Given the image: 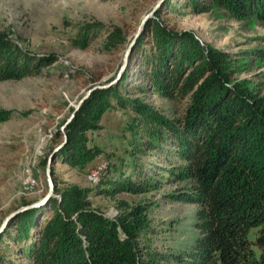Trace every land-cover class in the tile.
<instances>
[{
    "label": "rangeland",
    "instance_id": "obj_1",
    "mask_svg": "<svg viewBox=\"0 0 264 264\" xmlns=\"http://www.w3.org/2000/svg\"><path fill=\"white\" fill-rule=\"evenodd\" d=\"M152 21L173 33H190L203 47L227 54L232 84L252 96L264 95V24L253 17L236 21L217 8L195 14L187 0H0V38L31 56L53 57L50 65L30 76L0 81V229L9 215L47 196L49 168L58 188L51 198L60 201L62 193L73 194L110 221L126 219L128 232L137 234L142 248L162 256V264H178L172 256L189 251L200 237L195 228L198 206L174 200L191 187L182 178L186 163L171 141L155 134L164 131L147 130L128 102L139 100L144 109L170 121L180 120L189 103V98L159 97L143 77L150 36L142 49L137 46ZM94 24L103 26L83 45L80 34ZM117 28L125 43L106 51L107 33ZM112 88L127 102L123 105L110 95L108 106L97 104L81 115L75 138L82 153L89 151L92 157L72 168L57 154L67 143L66 128L75 109L94 91ZM97 170L100 175L94 180L90 173ZM113 183L135 184L141 193L110 195ZM15 238L10 229L3 239L8 257L29 264L26 256L33 239Z\"/></svg>",
    "mask_w": 264,
    "mask_h": 264
},
{
    "label": "trees",
    "instance_id": "obj_2",
    "mask_svg": "<svg viewBox=\"0 0 264 264\" xmlns=\"http://www.w3.org/2000/svg\"><path fill=\"white\" fill-rule=\"evenodd\" d=\"M187 3L195 14L217 8L236 21L253 17L264 24V0ZM102 26H87L79 41L84 45L88 35ZM148 26L137 46L142 49L150 36V52L143 56L148 88L170 101L189 98L184 116L177 121L144 109L139 100L128 101L147 130L162 129L155 134L171 141L186 163L182 178L191 187L174 200L198 206L195 228L200 237L189 251L172 259L178 264H264V95L252 96L232 84L230 57L222 51L203 47L192 34L173 33L159 22ZM124 43L117 28L107 33L104 49L112 51ZM52 62L53 57L31 56L0 38V81L22 79ZM125 78L126 73L121 81ZM110 95L118 96L114 88L94 91L67 126L68 140L57 157L65 158L72 168L92 157L89 151L82 153L75 138L81 115L97 104L108 106ZM117 99L123 105L127 102ZM122 192L139 194L141 189L130 183L111 184L110 195ZM61 198L14 216L0 233V264H17L3 245L10 229L16 242L33 239L26 256L29 264H162V256L142 248L137 234L128 232L126 219L110 221L73 194L62 193Z\"/></svg>",
    "mask_w": 264,
    "mask_h": 264
},
{
    "label": "water",
    "instance_id": "obj_3",
    "mask_svg": "<svg viewBox=\"0 0 264 264\" xmlns=\"http://www.w3.org/2000/svg\"><path fill=\"white\" fill-rule=\"evenodd\" d=\"M160 4H161V2L156 6V8L153 10V12H155V10L160 6ZM149 17H150V15H148V16L143 20V22H142V24H141V27L144 25V23L146 22L147 18H149ZM140 29H141V28H140ZM135 42H136V40L134 39V41L131 43V45H130V47H129V49H128L127 56H126V59H125V64H124V66H123V70L125 69V66H126L127 61H128V57H129V55H130V53H131L132 47H133V45L135 44ZM97 88H99V87H97ZM97 88H94V89H97ZM85 99H86V98H84V99L78 104L77 108L75 109L74 115L72 116V119L75 117V114L78 112L79 108L81 107V105H82V103H83V101H84ZM66 125H68V124H66ZM61 147H62V146H61ZM57 151H58V150H56V151L54 152V154L51 156V159L54 157V155H55V153H56ZM47 182H48V194H47V196H46L41 202H38V203H36V204H34V205H31V206L24 207V208L20 209L19 211L14 212V213H12L11 215H9V216L7 217V219L5 220L3 226H2L1 229H0V233H2L3 230L6 228V225H7V223L10 221V219L13 218L15 215H17L18 213H21V212L27 211V210H29V209L38 208V207L43 206V205L46 204V202L52 197V195H53V191H54V183H53V179H52L51 172H50V169H49V168L47 169Z\"/></svg>",
    "mask_w": 264,
    "mask_h": 264
},
{
    "label": "built area",
    "instance_id": "obj_4",
    "mask_svg": "<svg viewBox=\"0 0 264 264\" xmlns=\"http://www.w3.org/2000/svg\"><path fill=\"white\" fill-rule=\"evenodd\" d=\"M99 173H100L99 170H97L95 172L90 173V175H92L93 179L96 180L97 176L100 175Z\"/></svg>",
    "mask_w": 264,
    "mask_h": 264
}]
</instances>
